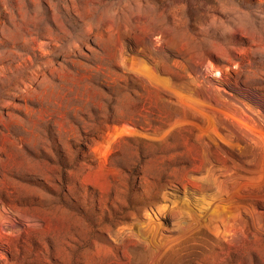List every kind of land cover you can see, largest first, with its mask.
<instances>
[{
  "label": "rangeland",
  "instance_id": "1",
  "mask_svg": "<svg viewBox=\"0 0 264 264\" xmlns=\"http://www.w3.org/2000/svg\"><path fill=\"white\" fill-rule=\"evenodd\" d=\"M0 264H264V0H0Z\"/></svg>",
  "mask_w": 264,
  "mask_h": 264
},
{
  "label": "bare ground",
  "instance_id": "2",
  "mask_svg": "<svg viewBox=\"0 0 264 264\" xmlns=\"http://www.w3.org/2000/svg\"><path fill=\"white\" fill-rule=\"evenodd\" d=\"M242 129H244V132L246 133V135L250 136L253 135L252 132H250L249 130H246L245 128L242 127Z\"/></svg>",
  "mask_w": 264,
  "mask_h": 264
}]
</instances>
